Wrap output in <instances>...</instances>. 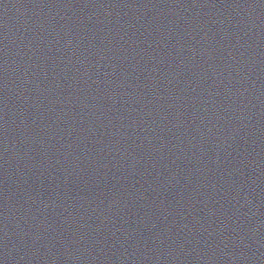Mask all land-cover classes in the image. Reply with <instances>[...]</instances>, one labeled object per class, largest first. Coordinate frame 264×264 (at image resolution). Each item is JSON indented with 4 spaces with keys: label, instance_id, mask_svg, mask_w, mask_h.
Segmentation results:
<instances>
[{
    "label": "water",
    "instance_id": "1",
    "mask_svg": "<svg viewBox=\"0 0 264 264\" xmlns=\"http://www.w3.org/2000/svg\"><path fill=\"white\" fill-rule=\"evenodd\" d=\"M0 264H264V0H0Z\"/></svg>",
    "mask_w": 264,
    "mask_h": 264
}]
</instances>
